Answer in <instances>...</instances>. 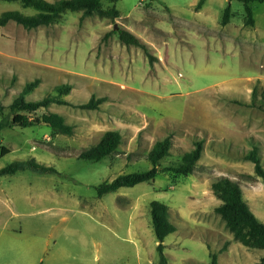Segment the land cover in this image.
Listing matches in <instances>:
<instances>
[{
    "label": "rangeland",
    "instance_id": "rangeland-1",
    "mask_svg": "<svg viewBox=\"0 0 264 264\" xmlns=\"http://www.w3.org/2000/svg\"><path fill=\"white\" fill-rule=\"evenodd\" d=\"M117 0L116 16L63 12L49 24L0 26V120L23 84L39 79L27 99L69 83L71 104L50 103L73 126L69 135L45 123L0 131V168L33 159L51 167L24 166L0 175V264H159L149 203L167 204L176 229L165 236L166 264H255L264 249L241 244L214 210L211 180H236L250 210L264 222V181L244 154L257 145L264 166V111L247 106L254 84L264 86V2L230 0ZM111 6L102 2V8ZM33 13L18 1L0 0V13ZM116 25V27H115ZM118 28L146 44L122 43ZM109 32L107 37L105 33ZM103 97L97 108L75 104ZM119 129L120 143L92 161L78 157L103 131ZM171 135L166 165L203 140L190 174L169 171L133 186L97 195L96 186L121 172L148 169L147 153Z\"/></svg>",
    "mask_w": 264,
    "mask_h": 264
},
{
    "label": "trees",
    "instance_id": "trees-1",
    "mask_svg": "<svg viewBox=\"0 0 264 264\" xmlns=\"http://www.w3.org/2000/svg\"><path fill=\"white\" fill-rule=\"evenodd\" d=\"M18 1L24 8L34 9L33 13H23L17 9H8L0 13V26H4L9 21H15L25 28H33L42 24H49L56 21L63 12L81 10L82 15H91L95 12L116 16L118 10L115 7L117 0H106L111 3L107 9L102 8L104 0H4ZM204 0H198L196 6H200ZM243 4L245 21L253 22L252 1L264 2V0H238ZM231 16L230 0L224 6L221 14V23L228 22ZM118 35L119 40L126 45L138 46L142 49L149 62L152 63V55L146 44L133 32L118 28L112 30ZM109 32L105 33V37ZM39 79L27 81L23 84L21 90L13 98L11 103L7 105L8 112L0 120V131L7 126L29 127L40 123L48 125L52 132L61 134H71L73 126L64 120V117L54 111H43L37 113L40 108L47 107L50 103L71 104L63 95L68 94L71 85L69 83H60L52 87L50 92L39 99H27L25 95L31 92L38 84ZM103 97L91 96L88 100L75 104L80 108L92 109L97 108ZM247 106L255 107L264 111V86L253 85L248 102H240ZM2 107H0L1 109ZM121 139L119 129H107L103 131L99 141L87 148H83L78 157L86 160L96 161L104 156L110 155L118 146ZM171 135L167 134L155 140L147 153V159L151 166L148 169L140 171L121 172L110 181H103L96 186L97 195L101 196L105 193L117 190L124 186H133L142 181L154 179L159 170L169 171L176 174H190L198 159L203 152V140L201 138L194 139L193 146L184 150L179 159L172 161L166 165H161L160 161L169 154L171 147ZM4 146L0 147V155L7 152ZM244 157L251 160L254 164L255 173L264 181V166L260 161L257 145H253ZM32 166L41 171H51V167L37 163L33 159L26 161L14 160L9 164L0 168V175L4 173L15 172L24 166ZM211 189L216 198L219 199L214 210L225 221V224L233 233L234 237L247 248L264 249V222L261 221L249 208L245 202L239 183L228 176H218L211 180ZM150 217L152 229L156 237V251L158 253V263L166 264V258L163 253V240L166 235L176 229L175 224L169 218L168 206L160 200H151L149 203ZM210 264H217V256L215 253L210 254ZM255 264H264V255Z\"/></svg>",
    "mask_w": 264,
    "mask_h": 264
},
{
    "label": "water",
    "instance_id": "water-1",
    "mask_svg": "<svg viewBox=\"0 0 264 264\" xmlns=\"http://www.w3.org/2000/svg\"><path fill=\"white\" fill-rule=\"evenodd\" d=\"M115 27H116V25H115Z\"/></svg>",
    "mask_w": 264,
    "mask_h": 264
}]
</instances>
